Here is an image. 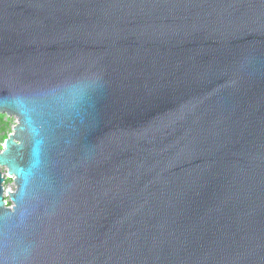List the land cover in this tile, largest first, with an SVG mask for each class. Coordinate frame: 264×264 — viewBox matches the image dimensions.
<instances>
[{"label": "water", "instance_id": "95a60500", "mask_svg": "<svg viewBox=\"0 0 264 264\" xmlns=\"http://www.w3.org/2000/svg\"><path fill=\"white\" fill-rule=\"evenodd\" d=\"M0 114V264H264V0H0Z\"/></svg>", "mask_w": 264, "mask_h": 264}, {"label": "rangeland", "instance_id": "374dc122", "mask_svg": "<svg viewBox=\"0 0 264 264\" xmlns=\"http://www.w3.org/2000/svg\"><path fill=\"white\" fill-rule=\"evenodd\" d=\"M17 125V119L15 117H9L5 114H0V150L4 149V141L12 133L13 128ZM0 170L3 172L4 177L6 178L5 190H6V203L11 205V201L8 197V193L15 191L16 186L14 183V178H11L8 175V170L6 168L0 167Z\"/></svg>", "mask_w": 264, "mask_h": 264}, {"label": "snow or ice", "instance_id": "6c2138e0", "mask_svg": "<svg viewBox=\"0 0 264 264\" xmlns=\"http://www.w3.org/2000/svg\"><path fill=\"white\" fill-rule=\"evenodd\" d=\"M20 103H21V104H23V103H24V101L21 99V100H20Z\"/></svg>", "mask_w": 264, "mask_h": 264}]
</instances>
